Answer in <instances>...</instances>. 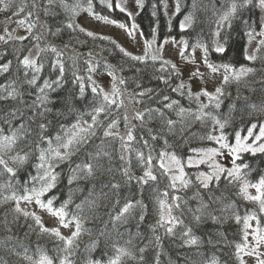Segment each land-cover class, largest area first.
Instances as JSON below:
<instances>
[{"label":"snow or ice","instance_id":"obj_1","mask_svg":"<svg viewBox=\"0 0 264 264\" xmlns=\"http://www.w3.org/2000/svg\"><path fill=\"white\" fill-rule=\"evenodd\" d=\"M128 5L0 0V12L11 13L5 24H16L0 34V264H78V255L82 264H228L219 255L227 247L232 264H264V169L245 159L264 157V0H212L209 39L161 38L158 23L145 35L136 22L145 0H134L135 12ZM182 7L175 0L173 16ZM197 8L192 0L182 34L194 28ZM82 14L130 40L139 36L142 51L85 27ZM234 33L246 40L247 63L213 61V53H227ZM168 44L191 66L187 79L165 56ZM115 55L119 63L109 61ZM126 64L132 78L123 74ZM149 68L157 87L138 75ZM68 70L74 90L54 97ZM98 75L110 78L107 88ZM237 120L244 129L234 127ZM132 186L137 197L125 194ZM226 225L237 226L233 240ZM166 240L177 245L175 259Z\"/></svg>","mask_w":264,"mask_h":264},{"label":"trees","instance_id":"obj_2","mask_svg":"<svg viewBox=\"0 0 264 264\" xmlns=\"http://www.w3.org/2000/svg\"><path fill=\"white\" fill-rule=\"evenodd\" d=\"M166 2H167V5H168L167 15H165V9L163 7L162 0H145V7H144L143 11L140 13L139 16L136 17V22L140 25L141 29H143L145 35H148L150 33L151 28L158 23V25H159L158 32H159L161 38H163L164 36H175V37H177V39H179L181 35H185V36H187L189 38H195L197 36V34H200L204 39H209L210 38V32H211V29L213 28V24H212V10H211L212 0H197L198 8L195 11L196 23L194 25V28L193 29H189L186 33H183V34L180 32L179 23L183 19V16L189 10H191L192 0H182L183 7H182V10H181V13H179V14H177L175 16H173V12L175 10V0H166ZM16 3L17 4L20 3V0H16ZM153 4L156 5L155 11H156L157 14H156L155 17H153L151 15V13L154 10L153 7H152ZM129 9L134 11V12L136 11V8H135V5H134V0L132 1L131 5L129 6ZM256 13L258 15L259 14V10H256ZM0 14L2 15V18H3L4 21L6 19V16H10L11 15V13H3V12H0ZM83 16H87V15L86 14H82V16L79 18V20H80V23H82L86 27V25L82 21V17ZM113 16H114V18H117V19H120V20H124L125 19L123 14H120L119 12L113 13ZM169 20H171V31H169ZM12 23H14V22H12ZM8 24H11V23H8ZM15 27H16V24H15ZM99 33H102V32H99ZM102 34H106V35L112 36L114 39H116L119 43H121L123 45L122 41L119 40L114 35L108 34V33H102ZM233 35H234L235 39H234L233 42H231L227 53L224 54L223 57L219 56L218 54L213 53L212 56H211V59L213 61H217L218 62L221 59H223L225 61H231V62H233V63H235L237 65L242 64V63H247V61H245L243 59V46L246 43V40L245 39H240L239 37H236L235 33ZM81 38L83 39V37H81ZM62 39L66 41L68 39V35L66 34ZM56 42L60 43V41H56ZM89 46H91V42L89 43ZM139 53H134V54H139ZM9 58H11V57H9ZM120 59H121V57L119 55H115V56L109 57V61L112 62V63H119ZM257 66H259V65H257ZM83 68H84V66H83V64H81V74H83ZM125 69L126 70H125V72L123 74L126 77H128V78H132L134 76V72L128 70L127 64L125 65ZM151 71H152L151 68H149L146 72L140 73L138 75L142 78L143 83H144L145 86L157 87L158 86V82L150 80ZM48 72H49V70L46 68L45 69V75H48ZM53 78H55L54 75H53ZM94 78L99 83H101L105 88L108 87V81H109L110 78L107 77L106 75H98V76H95ZM66 80L68 82L64 85V87L62 89L58 90L57 93L53 94L54 97L67 96L70 91L74 90V86L71 83L72 74H71L70 70L66 71ZM129 87L131 88V87H133V85L129 84ZM160 87H162V85H160ZM228 90L232 91L233 95H235V85H233ZM229 102H230L229 100H227V99L225 100V103L222 106L223 110L227 109V105L229 104ZM182 103L187 105L188 102L187 101H182ZM60 106L61 105L59 103L56 105V107H60ZM234 127L238 128V129H244L245 125L242 124L239 120H237V122L234 125ZM198 128H199V126L194 127L193 131H197ZM227 131L229 132V134H231L233 129L230 127L229 129H227ZM197 143H198V141H196L194 139L192 141V146H196ZM245 159L250 161L254 165H257L260 169H264V157H261L259 154L255 158L246 155ZM161 188H163V184H161ZM66 192H67V188L65 186V183H62L60 185L59 189L57 190V193L59 195H61V198H63V196L66 194ZM125 194L133 196V197H137L138 196L137 188L135 186H132L131 190L129 192L125 193ZM145 200H146V202L150 201V190H146L145 191ZM150 208H151V204H150ZM3 211H4V209H0V214H2ZM151 222H152V219H151V217H149L146 220L145 225L142 226L141 231L146 233L147 232V224L151 223ZM47 226H49V225H47ZM129 226L132 228V230L134 232L135 231V222H132ZM49 227H52V226H49ZM211 228H212V225L211 224H207V225L204 226L203 231H208ZM121 230L123 231V229H121ZM225 230H226V233L228 235V239L229 240H233L234 238H236V237H234L233 234L238 231L237 226H235V225H226L225 226ZM20 234L21 235L23 234V230H21ZM64 234L67 235L69 233L67 231V233H64ZM3 235L4 234L2 232H0V237H2ZM32 239L35 240L36 237L33 235ZM88 242H89V237H87V236L83 237V241H82V244H81V252H83L84 244H86ZM41 243L44 244L49 249L52 247V244L49 243L46 239L42 240ZM165 245H166V248L168 249L170 255L172 256V258L175 259L176 253L178 251L177 245L172 243L170 240H166L165 241ZM180 251H187V250H180ZM230 254H231V248L230 247L222 249V251L219 253V255L221 256L222 260H227L228 264H232V261L229 259ZM77 261H78V264H82L81 257L79 255L77 257Z\"/></svg>","mask_w":264,"mask_h":264},{"label":"rangeland","instance_id":"obj_3","mask_svg":"<svg viewBox=\"0 0 264 264\" xmlns=\"http://www.w3.org/2000/svg\"><path fill=\"white\" fill-rule=\"evenodd\" d=\"M133 0H129V6L131 5ZM82 21L83 23L86 25V27H88L91 30H95L98 32H102V33H108V34H112L115 37H117L119 40L122 41L123 45L130 51L134 52V53H139L140 51H142V41H140L139 36H137L136 41H140L139 43H137L136 41L130 40L127 35L123 32V30L118 29L114 26H106L103 25L87 16H83L82 17ZM8 27V29L11 31V29L15 28V23H11V24H5V21L2 18V15L0 14V34H3L4 28ZM18 34H23L22 31H19ZM255 47V42H253V44L249 47V51L251 52V50ZM165 56L167 58L172 59L175 63L180 64L182 67L185 68V79H187L188 76V71L187 69L190 68L191 66L189 65H183V63L180 61L179 56H178V51L176 48H174L171 44H168L165 46ZM200 53L197 52V59H199ZM202 71H207L206 69L202 68ZM216 84H218V80L215 82ZM209 89L212 90L213 88V84H209L208 85ZM195 89V87H194ZM196 90V89H195ZM43 215V219L44 222L49 225V226H55V222L53 219H51L47 214H42ZM64 233H67V230H62ZM249 264H253V261L251 259H249Z\"/></svg>","mask_w":264,"mask_h":264}]
</instances>
